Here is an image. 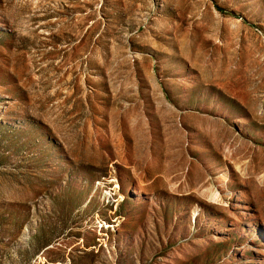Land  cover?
Listing matches in <instances>:
<instances>
[{
	"label": "rangeland",
	"instance_id": "1",
	"mask_svg": "<svg viewBox=\"0 0 264 264\" xmlns=\"http://www.w3.org/2000/svg\"><path fill=\"white\" fill-rule=\"evenodd\" d=\"M0 264H264V0H0Z\"/></svg>",
	"mask_w": 264,
	"mask_h": 264
}]
</instances>
